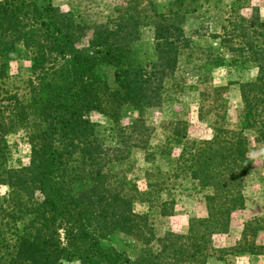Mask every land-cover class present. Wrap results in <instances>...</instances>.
Returning <instances> with one entry per match:
<instances>
[{
	"label": "trees",
	"instance_id": "16d2710c",
	"mask_svg": "<svg viewBox=\"0 0 264 264\" xmlns=\"http://www.w3.org/2000/svg\"><path fill=\"white\" fill-rule=\"evenodd\" d=\"M153 1L128 0L116 17L86 23L48 0H0V185L6 188L0 264H204L213 251L211 237L226 234L230 214L242 209L243 177L251 163L247 136L264 146V22L239 15L240 1L232 0L218 33L204 26L186 33V20L201 12L200 0H166L162 6ZM145 26L152 30V58L134 63L130 45ZM83 39L86 47L80 45ZM17 48L31 70L21 97L18 88L8 90L4 73L5 57ZM246 64L254 66L255 76L238 84L233 127L219 125L224 113L215 112L209 140L184 141L168 161L173 177L185 173L192 188L203 192L205 217L190 218L184 235L166 232L156 238L148 215L132 211L126 183L113 165L129 148L142 150L146 160L166 149L150 148L143 113L161 106L165 93L181 91L184 77L189 88L201 87V117L203 102L210 99L215 104L206 113L223 109L221 88L209 86L211 71ZM104 68L111 69L113 87ZM123 107L136 113L124 127L117 123ZM93 112L104 114L112 126L101 131L89 119ZM166 125L175 131L171 141L180 145L186 137L177 129L180 122ZM17 132L29 154L16 168L8 166L7 138ZM159 206L160 215L171 214V201ZM262 223H243L238 248L264 258V247L245 246L247 234L264 230ZM115 234L137 237L138 253L128 256L109 245Z\"/></svg>",
	"mask_w": 264,
	"mask_h": 264
},
{
	"label": "rangeland",
	"instance_id": "374dc122",
	"mask_svg": "<svg viewBox=\"0 0 264 264\" xmlns=\"http://www.w3.org/2000/svg\"><path fill=\"white\" fill-rule=\"evenodd\" d=\"M48 1L53 7L63 12H70L76 19H81L86 23H103L107 19L116 17L117 9L125 5L128 0ZM239 1L237 7L239 15L243 17L255 15L261 22H264V0ZM200 2L201 12L198 13L202 14L197 13L195 18L187 19L184 30L188 33L204 26L208 33H218L219 25L223 23L224 9L232 3V0H200ZM153 3L162 6L166 0H154ZM141 5L143 7L145 3ZM138 35V40L130 45V57L134 63H144L152 58V30L148 26L141 27ZM194 40L198 43L205 42L201 38ZM209 41L207 42H212L213 45L216 43ZM80 45L86 47L84 39ZM106 70L109 71L107 72L108 85L113 87L114 84L109 75L111 69L104 68V71ZM30 72V60L20 48L5 57L6 86L11 92L15 91V87L18 88L19 90L16 92L19 97L26 94L23 82L30 76ZM254 76L255 68L251 64H246L241 68L225 67L211 71L209 86L221 88L219 99L224 103L223 109L206 113V110L212 109L213 103L215 104V101L213 100L211 103L212 100L210 99L203 102L204 106L201 113L204 111L205 114L201 117L198 115L199 107L202 105L198 97L201 87L189 88L190 82L187 77H184L185 83L181 91L165 93L161 106L144 111L143 121L148 128L145 136L148 137L150 148L153 150L154 147L163 146L166 149L161 150V152H154L153 157L146 160L142 150L129 148L123 155L121 162L113 165L112 171L126 183L123 190H125L124 194L131 198L132 211L148 215V222L152 226L153 235L156 238L161 237L166 232L184 235L190 218L205 217L203 192H196L195 188H192L185 173H177L178 175L173 177L172 165L168 161L178 155L184 141L196 143L209 140L212 135V123L216 121L215 112L220 117L224 113L223 119L217 121L219 125L222 123L225 127L232 128L239 107L238 84L252 81ZM135 116L136 113L133 109L123 107L117 115V123L119 126H127ZM89 119L98 125L101 131L112 126L111 121L104 114L98 112L90 113ZM167 122H180V127L177 129H180L181 133H185L186 136L180 145L171 141V134L175 131L166 125ZM247 138L249 141L247 156L251 163L243 177L241 190L243 207L230 214L226 234L211 237L210 247L213 251L206 257L204 264H264L262 256L252 255L250 250L238 248V240L244 222L250 219H259L264 226V146L253 142L250 136ZM7 142L11 159L8 166L17 168L25 165L28 160L29 147L23 140L21 132L9 136ZM109 143L115 145L117 140H111ZM167 149L169 150L166 153ZM148 182L153 186L148 187ZM5 193L6 188L0 185V203ZM161 201L172 202L170 215H160L159 204ZM109 240V245L124 251L128 256H135L138 253L140 241L135 236L115 234L111 235ZM245 241L246 247L250 245H253L255 249L264 247V230L255 234H247ZM103 243L108 244V242ZM152 247H156V245L153 243Z\"/></svg>",
	"mask_w": 264,
	"mask_h": 264
}]
</instances>
